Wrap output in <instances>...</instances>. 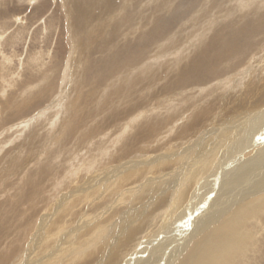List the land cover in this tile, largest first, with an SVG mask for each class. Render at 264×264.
<instances>
[{
	"label": "rangeland",
	"instance_id": "rangeland-1",
	"mask_svg": "<svg viewBox=\"0 0 264 264\" xmlns=\"http://www.w3.org/2000/svg\"><path fill=\"white\" fill-rule=\"evenodd\" d=\"M72 2L75 0H0V62L10 60V64L5 66L6 72H3L5 77L0 75V264H27V260L33 259L29 256L31 251L35 255L40 252L46 254L51 247L57 248V244L66 237H71V242L63 244L61 249V253L63 251L66 255L60 254L65 258L60 256L56 263L90 264L92 260L91 264H96L104 256L114 253L118 255V261L116 256H110L108 259L111 260L107 259L105 264H120L121 256L132 248H128L130 242L134 243L135 238L148 231V227L149 236L155 239L161 229L157 228L163 224L167 226L163 217L157 218L156 213L158 215L166 208L168 203L163 202H168L176 184H162V180L165 176L177 177L185 163L181 160L173 162L178 161L172 157L173 153L176 155L191 140L192 143L199 138L209 143L214 139L223 141L222 137L229 136V129L226 132L218 129L227 124L233 126L236 117L247 115L239 126L234 125L232 133L229 132L231 134L219 149L210 173L204 175L198 184L191 182V176L187 174L188 190L191 191L187 190L183 196L186 202L191 192L196 193L206 179L233 159L232 153L244 139L241 133L246 126L251 122L255 125L264 117V0H79L80 4L75 6L84 16L77 13ZM234 7L236 10L232 11ZM195 58L205 61L203 66L196 67L200 68L199 73L195 67V73L189 71L190 60L193 64L192 59ZM180 68L186 70L182 78L179 77ZM145 69H152L156 76L136 82L134 75L142 76ZM249 72L251 76L247 77ZM52 102L54 105L50 107ZM42 110H45L42 114L46 119L37 125L38 122L31 118ZM130 110L135 112L130 113ZM258 112L259 116L249 117ZM147 113L158 114L159 117L152 116L151 122H144L143 115ZM131 122L136 126L130 132ZM142 124L146 125L145 128L141 127ZM90 131L94 134L88 140L91 144L84 139L80 143L81 139L77 137L81 135L78 133L83 135ZM106 132H109L108 137ZM216 132L222 134L214 136ZM263 136L264 131L260 138ZM99 137H103L101 144ZM186 140L187 144L184 143ZM245 152L234 162L250 165V160L256 156L255 146ZM115 168L119 171L113 173ZM111 171L113 174L109 173ZM224 171L217 174L223 176L219 178L221 182L228 174ZM263 171H258L257 175ZM69 172L73 175H67ZM259 180L251 182L247 191L242 190L241 196L236 195L237 200H244L238 204L246 206L264 195L261 193L264 183L261 188L256 184ZM221 182L216 181L212 186L213 183L208 181V185L200 186V194L197 199L195 197L198 205H192L188 212L191 220L199 211L196 220L209 222L211 216L206 211H211L213 204L208 192L217 189ZM240 186H232L230 192ZM220 191L223 193L224 189L220 188ZM106 195L109 197L105 199ZM116 198L121 200L120 203ZM126 198L130 203L125 201ZM68 199L71 204L64 207ZM183 201L175 207L178 213L175 211L172 215L173 220L189 206L185 203L181 207ZM208 202L209 209H201ZM261 216H254L258 219V226L246 224L245 231L250 226L255 229L247 232L249 235H243L244 238L240 236L241 242L233 239L235 234L237 236L236 229H241L239 225L236 227L235 223L226 222L228 226L222 222L221 227L225 226L222 229L219 227L221 223L218 224L219 233L215 232L212 241L224 245L235 243L236 246L233 245L229 254L212 255V251L206 250V259H212L213 264H264V214ZM150 217L157 218H154L156 221L153 219L152 225H148ZM179 219L177 225L165 227L167 234L163 232L167 240L161 243H168L163 245L167 250L159 253L149 245L142 248L150 243V239L145 237L143 240L147 241L140 244V249L126 255L127 264H159L161 258L169 257L174 251L178 255L176 257L182 256L178 252L179 247L190 239L192 234L189 232L193 233L194 229L187 226L193 222L187 224L182 216ZM40 221L47 228L45 232L52 234V242L48 238L42 241L40 237L32 240L41 231H38ZM54 221H57L56 229L53 228ZM261 225L262 228L259 227ZM24 229L28 230L27 235ZM126 230L129 234L125 233ZM185 230H188V238L183 235L180 244L177 239L174 243L173 237H167L170 232ZM98 231H103L105 236L98 235ZM207 231L202 230L200 235ZM94 235L102 238L97 236L98 241L95 242ZM222 235L229 237L225 236L223 241ZM215 236H218L217 240ZM219 236L221 240H218ZM49 241L51 247L47 249ZM108 241L110 244H106ZM117 241L121 242L118 244ZM32 243L34 245L30 246ZM87 244L90 247H86ZM72 250L75 251L73 255ZM82 250L85 252L81 254ZM41 255L36 256L38 262ZM200 261V264L205 263L204 259ZM169 263L170 260H166L161 264Z\"/></svg>",
	"mask_w": 264,
	"mask_h": 264
},
{
	"label": "bare ground",
	"instance_id": "bare-ground-1",
	"mask_svg": "<svg viewBox=\"0 0 264 264\" xmlns=\"http://www.w3.org/2000/svg\"><path fill=\"white\" fill-rule=\"evenodd\" d=\"M247 2V1H246ZM72 3H74V6L76 5H79L80 4V2H79V0H75V2H72ZM242 3V2H241ZM248 3V2H247ZM76 6H75V9H76V11H77V13L78 14H81V15H83L84 16V13H82V12H80L79 11V8H76ZM257 8V7H256ZM231 10L232 11H234V10H236V8L234 7V8H231ZM256 10V9H255ZM238 14V13H237ZM76 20H78V22L79 21H81V19H76ZM15 21V20H14ZM252 29V28H251ZM257 30V29H256ZM253 33V32H252ZM229 36V35H228ZM197 37V36H196ZM201 41V40H200ZM208 43H209V41H208ZM224 43V42H223ZM230 44V43H229ZM248 44V43H247ZM230 46V45H229ZM3 58V57H2ZM130 58V57H129ZM3 59H5V58H3ZM127 60V59H126ZM193 61H194V63L192 64V62H191V60H190V68H189V71H191V72H193V73H195V70L197 69H200V68H196V67H199V66H203L202 64H204L203 62H205V61H202L201 60V58H195V59H192ZM204 60V59H203ZM207 61V60H206ZM8 64H10V60L9 59H5V61L4 62H0V75L2 76L3 75V77H5V73H3V72H6V70H5V66H7ZM191 65H192V67H191ZM44 66V65H43ZM9 67V66H8ZM82 67V66H81ZM97 67H99L98 65H97ZM196 69H195V68ZM181 69V68H180ZM179 69V70H180ZM152 69H145L144 71H143V74H142V76H140V74H138V75H136V77H135V75H134V78H135V81L136 82H139V79L140 80H142V78H143V81H144V79H150L151 77H155L156 75H153L152 74V72H154V71H151ZM202 70V69H201ZM206 70V69H205ZM7 71H9V70H7ZM184 71H186V70H183V69H181L180 70V75L181 76H179V77H181L182 78V76H183V74H184ZM199 71L200 70H198V73H199ZM247 71V70H246ZM179 72V71H178ZM206 72V71H205ZM204 72V73H205ZM197 73V72H196ZM201 73H202V71H201ZM250 73L251 72H249V74L247 73V77H250L251 75H250ZM238 75V74H237ZM2 77V78H3ZM252 79H253V77H251ZM66 79V78H65ZM248 80V79H247ZM251 80V79H250ZM255 81V80H254ZM1 82H4L3 81V79H2V81ZM140 83V82H139ZM51 84V83H50ZM3 85V84H2ZM5 85H9V83H6L5 82ZM4 85V86H5ZM256 85V84H255ZM3 86V87H4ZM6 87V86H5ZM75 87V86H74ZM78 87V86H77ZM74 89V88H73ZM70 90V89H69ZM75 90V89H74ZM210 90V89H209ZM1 91V90H0ZM32 91L33 92H35L33 89H32ZM32 92V94H34ZM37 92V91H36ZM29 93H31V92H29ZM3 94H5V93H3ZM58 94V93H57ZM63 94V93H62ZM143 94V93H142ZM40 95V94H39ZM56 95V94H55ZM246 95V94H245ZM33 96V95H32ZM60 97V96H59ZM140 97V96H139ZM31 99H32V97H31ZM141 99V98H140ZM3 100V99H2ZM63 100H64V97H63ZM208 100V99H207ZM139 101V100H138ZM47 101H45V103H46ZM36 103V102H35ZM9 105V104H8ZM53 105H54V103L52 102V103H50V107L52 106L53 107ZM133 106L135 107V105L133 104ZM257 106V105H256ZM256 106H254V107H256ZM260 106V105H259ZM259 106L257 107V108H259ZM74 107V106H73ZM130 107V106H129ZM261 107H262V105H261ZM260 107V108H261ZM228 109V108H227ZM256 109V108H255ZM264 110V109H263ZM28 110H26V112H27ZM45 110H42L41 111V113L39 112V113H37V114H34L33 115V118H31V119H33V121H35V122H38L37 123V125L38 124H41V123H43V122H45V119L46 118H44V115L42 114L43 112H44ZM229 111V110H228ZM31 112V111H30ZM71 112V111H70ZM132 112H135V111H133V110H130V113H132ZM129 113V114H130ZM230 113V112H229ZM259 113L260 112H258V114H253L252 116H249V117H251V119L252 118H255V117H257V116H259ZM60 114V113H59ZM144 116V122H151L152 120H151V117L152 116H154V117H159V115L158 114H155V115H152V114H149L148 115V113L147 114H144L143 115ZM244 116H247V115H243V116H241V117H236L235 119V121H234V123H233V126H232V124L231 125H224V126H222L221 124H220V126H222V128H219L218 129V131H223V132H226L228 129V134H229V136H230V134L235 130L234 129V125H237V126H239V124L240 123H242L241 121H242V119L243 118H245ZM264 116V115H263ZM248 119V118H247ZM247 119H246V121H247ZM163 120V119H162ZM257 120V119H256ZM263 120H264V117H263ZM262 120V121H263ZM262 121H259L257 124H255V125H252L254 122H251L250 123V125H247L246 126V128H245V130L241 133L242 134V136L241 137H244V139L242 140V141H240V143L239 144H237L238 146H236L235 147V150H234V152L232 153V157H233V159H231V160H229L230 162H226V164L224 165V167L222 166L220 169H217V171L215 172V174H214V176H212L211 178H208V179H206L205 181H204V185L205 184H207L208 185V181L210 182V184H212L213 183V185L212 186H214V184L216 183V181H220L221 182V180H219V178L221 177L220 175H217L218 174V172L219 171H224V169L227 171V175H226V177L222 180V182L218 185L219 187L217 188L218 189V191H217V189L216 188H214L213 189V191L211 190V192H208L209 194H211V196H212V200L210 201V203H212L213 205H212V208H211V211H208L207 209H209V202H208V204H206L205 205V208H201V209H203V210H207L206 212H207V214H209L210 216H211V218H208L209 219V222H205L206 220L205 219H203L202 221H197L196 220V218L199 216V211H198V213H197V215H196V217L193 219V220H191V217H188L189 216V214H188V212L190 211V208L192 207V205H196L197 204V202L195 201V197H196V199H197V196H199V189H201V187L202 186H204L202 183H200V184H202V185H200L199 186V189H198V191H196V193H195V191H194V193L193 192H191V194L190 195H188V197H187V199L185 200L186 202H184L183 200V196H184V194H185V192L189 189V185H190V183L188 184V180H187V178H188V176H187V174H189L190 176H191V178L190 179H192L191 180V182L193 181V183L195 184L196 182H197V184H198V181L204 176V175H207V173L210 171V168H212V166H213V164H214V160H215V157H216V155H217V153H218V151H219V149L225 144V142H226V140H227V138L229 137L228 135H225L224 136V138L222 137V139L221 140H223V141H220V139L219 140H217V139H214V142H211V143H209V141H206L205 139V141L204 140H201L202 138H199V140H197V141H195V140H193L194 142H192L191 143V141H190V143H188L187 144V140L184 142V143H186L187 144V146L186 147H184L183 149H180V150H178L177 152H176V155H174V153H173V156L172 157H174V159L175 160H178V161H173V162H179L180 160L181 161H184L185 163L183 164V166H182V168H180V171H179V174L177 175V177L176 176H165V178H164V180H162V184H168V183H171V184H176V188H175V190H174V192L171 194V196L168 198V202L165 200V202H163V204L164 203H168L167 204V206L166 205H164V207L166 206V208L161 212V213H159L158 215H157V213H156V217L158 218V217H160V216H162L163 217V221L165 222H167L166 223V225L167 226H169L170 224H178V223H180V222H177V220H179L180 221V219H179V217H181L182 216V219L183 218H185L186 219V222H187V224L188 223H190V222H193V223H190V224H186L189 228L192 226V229H194L193 231V233H195L194 235H193V233H191V232H189L190 234H192V235H190V239L187 241L186 240V242L183 244V245H181L179 248V250H178V252H181V254H182V256H179V257H176V256H178V255H176V251H174V252H171L172 254H170V256L169 257H165V258H161V262H159V264H161L162 262H165L166 260L168 261V260H170V263L169 264H200V262H202V261H200V260H205V263L204 264H213L212 263V259H210V258H207L206 259V254H204L205 252H207L206 250H210V251H212V253H214V254H212V255H215L216 253H228L229 254V252L231 251V249L234 247L233 245H235V243H230V244H226V245H224V244H221V242L218 244H216V243H214L213 241V238H212V236H214V234H215V232H217V233H219V231H217L218 230V228L219 227H221L222 226V222H224L225 223V225H228L229 226V224H233V223H235V226L237 227L238 225L240 226V228L241 229H236V233H237V236H236V234L233 236V239H234V241L235 242H237V241H239V242H241V240H239V237L240 236H242V238H244L246 235L245 234H248L249 232H250V230H253V229H255L253 226L254 225H256L258 222H256L258 219L257 218H254V216L257 214V217H260L261 215H263L264 214V195L263 196H260V198L258 199V200H256V201H254V202H251V203H249V204H247L246 206H243V204H238L239 202H242V201H244V200H237V196H241V194L243 193V191L242 190H246L247 191V186L249 185V184H251V182H254V181H256V180H258L259 178H260V180L256 183V184H259V188H261V185L264 183V171L263 172H261L259 175H257L258 174V171H262V170H264V136L263 137H261L260 138V134H262L263 133V131H264V124L262 125L261 123H262ZM24 122V121H23ZM52 122V121H51ZM154 122V121H153ZM26 123H28V121L26 122ZM32 123V122H31ZM31 123H29V124H31ZM247 124L249 123V121L248 122H246ZM246 123H244V124H246ZM52 124V123H51ZM51 124L49 125V127H51ZM160 124V123H159ZM163 124H164V122H163ZM260 124H261V126H260ZM22 125H24V124H22ZM26 125V124H25ZM28 125V124H27ZM32 125V124H31ZM80 125V124H79ZM89 125V124H88ZM130 127H129V129H130V132L134 129V127L136 126L135 124H133V122H131L130 123ZM90 126V125H89ZM91 126H93V125H91ZM138 126V125H137ZM145 126L146 125H144V124H142L141 125V127H143V128H145ZM161 126V125H160ZM164 126V125H163ZM241 126H242V124H241ZM258 126H260L261 127V131L259 132L258 130H259V128L260 127H258ZM27 127V126H26ZM30 127V126H29ZM55 127V126H54ZM94 127V126H93ZM121 127V126H120ZM28 128V127H27ZM31 128V127H30ZM37 128V127H36ZM75 128V127H74ZM105 128V127H104ZM118 128V127H117ZM117 128H115V129H117ZM138 128L140 129V126H138ZM78 129V128H77ZM76 129V130H77ZM95 129V128H94ZM107 129V128H106ZM211 129V128H210ZM213 129V128H212ZM211 129V130H212ZM215 129V128H214ZM242 129V128H241ZM22 131H23V129H21ZM70 130V129H69ZM81 130V129H80ZM210 130V131H211ZM204 131L205 130H203V133H204ZM231 131V133H229ZM25 132H26V130H25ZM86 132V131H85ZM94 132H96V131H94ZM209 132V131H208ZM221 132H216L215 134H214V136H217L218 134H220ZM91 133V135H89ZM97 133V132H96ZM95 133V135H97ZM101 133V132H100ZM107 133V132H106ZM109 133V132H108ZM106 134V137H108V135L109 134ZM196 133H199V132H196ZM206 133V132H205ZM212 133H214V132H212ZM211 133V134H212ZM239 133H240V131H239ZM27 134V133H26ZM40 134V133H39ZM102 134V133H101ZM222 134V133H221ZM67 135H68V133H67ZM66 135V136H67ZM72 135V134H71ZM78 135H81V137L83 136V138H81L80 136L79 137H77V138H80L81 139V142L80 143H82V142H84V140L86 141V142H88V143H90L91 144V142L90 141H88L89 139H91V138H93L94 137V134H92V132L90 131V132H88V133H84L83 135L81 134V133H78ZM103 135V134H102ZM196 135V134H195ZM201 135V134H200ZM203 135V134H202ZM68 136H70V135H68ZM73 137H74V135H72ZM99 136V135H98ZM212 136V135H211ZM237 136H238V133H237ZM208 137V136H207ZM233 137V136H232ZM234 137H236V135L234 136ZM234 137L232 138L233 140H234ZM67 138V137H66ZM101 138H103V137H99V139H98V142H99V144H101L100 143V140H102ZM194 138V137H193ZM71 139H72V137H71ZM71 139H70V141H71ZM84 139V140H83ZM236 139V138H235ZM44 140V139H43ZM107 140V139H106ZM189 140V139H188ZM76 141V140H75ZM94 141V140H93ZM105 141V140H104ZM103 141V142H104ZM108 141V140H107ZM140 141V140H139ZM253 141H255V143L253 142ZM34 142V141H33ZM32 142V143H33ZM38 142V141H37ZM73 142H74V140H73ZM29 143V142H28ZM48 143V142H47ZM76 143H78L77 141H76ZM96 143V142H95ZM108 143V142H107ZM183 143V144H184ZM36 144V143H35ZM74 144V143H73ZM87 144V143H86ZM31 145V144H30ZM29 145V146H30ZM55 145H56V143H55ZM108 145V144H107ZM259 145H261V146H259ZM263 145V146H262ZM41 146V145H40ZM97 146V145H96ZM252 146H255V153H256V156H254L255 158L253 159V160H250V165L248 166V165H243V163H238V162H234L235 160H239V159H241L242 158V155H243V153L246 151V150H249ZM257 146V147H256ZM34 148H35V146H33ZM32 147V148H33ZM49 148V147H48ZM69 148H70V146H69ZM75 148H77V147H75ZM94 149V148H93ZM92 149V150H93ZM195 149V152H192V150H194ZM54 150V149H53ZM52 150V151H53ZM72 150H73V148H72ZM85 150V149H84ZM58 151V150H57ZM79 151V150H78ZM46 152H48V151H46ZM107 152V151H106ZM254 152V151H253ZM53 153V152H52ZM115 153V152H114ZM246 153V152H245ZM54 154V153H53ZM101 154V153H100ZM56 155V154H55ZM54 155V156H55ZM85 155V154H84ZM58 155H56V157H57ZM82 156V155H81ZM101 156V155H100ZM221 156V155H220ZM253 156V155H252ZM64 157V156H63ZM172 157L170 156V158L172 159ZM181 157H183V159H181ZM62 159V158H61ZM64 159H65V157H64ZM84 159V158H83ZM128 159V158H127ZM58 160V159H57ZM63 160V159H62ZM225 160V159H224ZM61 161V160H60ZM105 161V160H104ZM113 161V160H112ZM151 161V160H150ZM62 162V161H61ZM60 162V163H61ZM66 162V161H65ZM101 162V161H100ZM56 163V162H55ZM108 163V162H107ZM114 163V162H113ZM166 163H168V162H166ZM261 163V164H260ZM95 164V163H94ZM241 164V165H240ZM260 164V165H259ZM58 165V164H57ZM125 165V164H124ZM158 165H159V163H158ZM162 165V164H161ZM163 165H165V164H163ZM170 165H172V164H170ZM151 166V165H150ZM166 166V165H165ZM227 166H228V168H227ZM58 167V166H57ZM59 167H61V165H59ZM76 167V166H75ZM135 167V166H134ZM155 167L157 168V166L155 165ZM49 168H50V166H49ZM62 168V167H61ZM130 168V167H129ZM136 168V167H135ZM158 168H160V165H159V167ZM47 169V168H46ZM55 169V168H54ZM216 169V168H215ZM63 170V169H62ZM134 171H135V169H133ZM153 170V169H152ZM179 170V169H178ZM59 172H60V170H58ZM119 170H117L116 168H115V170L113 171V173H115V172H118ZM133 171V172H134ZM175 171V170H174ZM173 171V173L172 174H174L175 172ZM213 171V170H212ZM38 172H40V171H38ZM103 172V171H102ZM225 172V171H224ZM109 173H112V171L111 172H109ZM112 173V174H113ZM210 173V172H209ZM223 173V172H222ZM129 174V173H128ZM171 174V175H172ZM45 175V174H44ZM52 175V174H51ZM67 175H69V176H71V175H73L72 173H67ZM124 175V174H123ZM127 175V174H126ZM212 175V174H211ZM54 176V175H53ZM75 176V175H74ZM120 176V175H119ZM128 176V175H127ZM126 176V177H127ZM186 176V177H185ZM40 177V176H39ZM45 177V176H44ZM123 177H125V175L123 176ZM122 177V178H123ZM40 178H43V177H40ZM46 178V177H45ZM59 178V177H58ZM119 178V177H118ZM122 178H120V179H122ZM206 178V177H205ZM221 178H223V176L221 177ZM68 179V178H67ZM120 179H118V180H120ZM126 178H123V180H125ZM128 179V178H127ZM176 179V180H175ZM57 180V179H56ZM43 181H44V179H43ZM120 181H122V180H120ZM97 182V181H96ZM117 182V181H116ZM119 182V181H118ZM157 182V181H156ZM28 183V182H27ZM30 183V182H29ZM40 183H42V182H40ZM100 184H101V182H99ZM123 182H121V185H123L122 184ZM153 183V182H152ZM1 184V183H0ZM52 184V183H51ZM100 184L98 185L99 187H100ZM106 184H108V183H106ZM120 184V183H119ZM154 184V183H153ZM209 184V185H210ZM238 184V186L241 184V186L240 187H238L239 189H237L236 191H234V192H230V190H231V187L232 186H234V185H237ZM155 185V184H154ZM115 187L117 186L116 185V183H115V185H114ZM162 186V185H161ZM168 186V185H167ZM167 186H165L166 188H167ZM193 186V185H192ZM105 187V188H104ZM103 187V189H106V187H107V185L106 186H104ZM173 187H175V186H173ZM95 188V187H94ZM117 188V187H116ZM115 188V189H116ZM153 188V187H152ZM194 188V187H193ZM220 188H223L224 189V191H223V193H221L222 191H220ZM102 189V188H101ZM102 189V190H103ZM114 189V190H115ZM118 189V188H117ZM164 189V188H163ZM191 189H192V187H191ZM233 189H234V187H233ZM232 189V190H233ZM33 190V189H32ZM86 190V189H85ZM124 190H125V188H124ZM156 190V189H155ZM165 190V189H164ZM207 190H208V188H207ZM206 190V191H207ZM104 191V190H103ZM122 191V190H121ZM157 191V190H156ZM168 191H169V189H168ZM188 191H191V190H188ZM217 191V192H216ZM105 192H107L106 190L104 191V193ZM155 192V191H154ZM159 191H157V193H158ZM161 192V191H160ZM162 192H163V190H162ZM165 192V191H164ZM166 192H167V190H166ZM171 192V191H170ZM42 193H43V191H42ZM118 193V192H117ZM207 193V194H208ZM261 193H263L264 194V190L261 192ZM7 194V193H6ZM44 194V193H43ZM103 194V193H102ZM121 194V193H120ZM161 194V193H160ZM159 194V195H160ZM163 194V193H162ZM124 195V194H123ZM214 195V196H213ZM237 195V196H236ZM74 196V195H73ZM107 196V195H106ZM125 196V195H124ZM123 196V197H124ZM133 196H135V194L133 195ZM152 196H154V194L152 195ZM156 196V195H155ZM163 196H164V194H163ZM80 197V196H79ZM109 196H107V197H105L104 196V198L106 199V198H108ZM150 196H148V198H149ZM156 197H158V195L156 196ZM99 198V197H98ZM111 198V197H110ZM136 198V197H135ZM134 198V199H135ZM139 198H140V196H139ZM153 198V197H152ZM46 199V198H45ZM48 199V198H47ZM46 199V200H47ZM70 199V198H69ZM69 199H68V203L66 204V206H64V207H67V205L68 204H71L70 202H69ZM79 199V198H78ZM77 199V200H78ZM114 199V198H113ZM125 198H123V200H124ZM129 199H131V198H129ZM207 199V198H206ZM11 200V199H10ZM71 200H72V198H71ZM100 200V199H99ZM115 200V199H114ZM122 200V201H123ZM48 201V200H47ZM75 201V200H74ZM107 201V200H106ZM116 201H117V198H116ZM116 201H114V202H116ZM119 201H121V200H119ZM119 201H117L118 203H120ZM126 202L128 201L127 200V198H126V200H125ZM133 201V200H132ZM141 201V200H140ZM163 201V200H162ZM181 201H183L184 203H182L181 204V207H182V205L183 204H187V205H189L188 207H186V209H182L181 210V213L182 214H180V216L178 217V215H177V218L175 219V220H173V217H172V215L174 216L175 215V211L177 210V208L175 209V207L177 206V204H180V202ZM195 201V202H194ZM67 202V201H66ZM103 202V201H102ZM129 202V201H128ZM134 202V201H133ZM201 202V201H200ZM199 202V203H200ZM45 203V202H44ZM130 203V202H129ZM149 203H150V201H149ZM156 203H158L159 205H160V203L159 202H156ZM189 203V204H188ZM23 204V203H22ZM74 204V202L72 203V205ZM76 204V203H75ZM143 204V203H142ZM157 204V205H158ZM204 204V203H203ZM238 204V205H237ZM72 205H70V207L72 206ZM121 205L122 206H125V205H123L122 203H121ZM144 205V204H143ZM151 205V204H150ZM162 205V204H161ZM198 205V204H197ZM196 205V206H197ZM75 206V205H74ZM110 206V205H109ZM133 206V205H132ZM145 206V205H144ZM147 206H148V204H147ZM199 206H201V205H199ZM199 206H198V208H199ZM69 207V206H68ZM111 207V206H110ZM126 207V206H125ZM163 207V208H164ZM108 208V207H107ZM106 208V209H107ZM112 208V207H111ZM110 208V209H111ZM154 208V207H153ZM161 208V207H160ZM197 208V209H198ZM109 209V208H108ZM107 209V210H108ZM140 209V208H139ZM151 209H152V207H151ZM150 209V210H151ZM167 209H169L168 211H167ZM59 210V209H58ZM68 210V209H67ZM70 210V209H69ZM145 210V209H144ZM150 210H148V211H150ZM152 210H154V209H152ZM156 210V209H155ZM63 211V210H62ZM64 211H66V210H64ZM106 211V210H105ZM124 211V210H123ZM140 211V210H139ZM142 211H143V209H142ZM160 211V210H159ZM183 211V212H182ZM177 213H178V211H176ZM140 212H138V214H139ZM59 214V213H58ZM131 214V213H130ZM137 214V213H136ZM136 214H134V215H136ZM225 214V215H224ZM62 215V214H61ZM64 215V214H63ZM132 215V214H131ZM146 215V214H145ZM148 215V214H147ZM150 215H152V212L150 213ZM164 215V216H163ZM70 216V215H69ZM124 216V215H123ZM153 216V215H152ZM224 216V217H223ZM55 217V216H54ZM54 217H52V218H54ZM125 217V216H124ZM132 217V216H131ZM139 217H141V216H139ZM156 217H150L149 219H148V222L150 223V224H148V225H152L153 224V219L155 218L156 220H157V218ZM223 217V218H222ZM262 217V216H261ZM51 218V217H50ZM93 219H95L94 217H92ZM101 218V217H100ZM110 218V217H109ZM143 218V217H142ZM175 218V217H174ZM222 218V219H221ZM61 219V218H60ZM63 219V218H62ZM68 219V218H67ZM70 219V218H69ZM154 219V220H155ZM221 219V220H220ZM17 220V219H16ZM38 220V219H37ZM45 220V219H44ZM124 220V219H123ZM155 220V221H156ZM225 220V221H224ZM19 221V220H18ZM71 221V220H70ZM93 221V220H92ZM95 221H97V220H95ZM154 221V222H155ZM260 221V220H259ZM38 222V221H37ZM56 222L57 221H54V229H56L57 227V225H56ZM84 222V221H83ZM128 222H129V220H128ZM137 222H139V221H137ZM226 222H229V224L228 223H226ZM40 223H41V221H40ZM39 223V224H40ZM119 223V222H118ZM220 223H221V225H220ZM248 223V225H253V226H250V228H249V230L247 231H245L244 230V227L246 226V224ZM43 223H41V225L39 226V228H38V231L39 230H41L40 231V233H37V234H35L34 236H33V239L32 240H34V241H36V239L37 238H39L40 237V239H42V241L45 239V238H48V240H53L52 238H51V236H52V234H47L46 232H45V230L47 229L46 228V226H45V224L44 225H42ZM51 224V223H50ZM52 224V225H53ZM70 224H72V223H70ZM101 224V223H100ZM139 224V223H138ZM220 226H219V225ZM61 225V224H60ZM158 225V224H157ZM259 225V224H258ZM258 225H256V226H258ZM112 226V225H111ZM120 226H121V224H120ZM133 226V225H132ZM167 226H164V224H163V226H161V227H159V228H157V230L158 229H160L159 230V232L154 236V237H156L155 239L154 238H152L151 239V237L149 236V229H150V227H148V231L147 230H145L141 235H139L137 238H135V242L134 243H132V242H130L131 243V245L130 246H128V248H130V247H132L130 250H128V254H124V255H122L121 256V258H120V260H119V262H120V264H127V262L129 261L128 259H126L127 258V256H129V255H132L135 251H137L138 249H140V244L141 245H143L144 243H146V239L148 238V239H150V243L148 242V243H146V244H144L143 246H142V248L145 246V248H146V245H149L148 247L149 248H151L152 249V247L154 248V251H158L159 253H162L163 251H164V249H166L167 250V248H164L163 247V245H166V244H168V243H164V244H162L161 243V241H164V239L165 240H167V238L165 237V234L164 233H168L167 232V230H165V227H167ZM206 226V227H205ZM217 226H219L218 228H216ZM224 226V225H223ZM33 227V226H32ZM205 227V228H204ZM212 227V228H211ZM225 227V226H224ZM223 227V228H224ZM232 227H234V226H232ZM259 227H261L262 228V225L261 226H259ZM259 227H257V228H259ZM20 228V227H19ZM25 228V227H24ZM46 228V229H45ZM51 228V227H50ZM59 228V227H58ZM99 228V227H98ZM112 228V227H111ZM122 228V227H121ZM136 228V227H135ZM222 228V227H221ZM219 229V230H222V229ZM133 229V228H132ZM144 229H145V227H144ZM48 230H50V229H48ZM52 230V229H51ZM119 230V229H118ZM122 230H124V229H122ZM152 230H154V229H152ZM202 230H204V231H207V232H205V233H203L202 235H200V233L202 232ZM224 230H227V229H224ZM223 230V231H224ZM244 230V231H243ZM257 230V229H256ZM264 230V229H263ZM24 231H25V229H24ZM53 231V230H52ZM56 231V230H55ZM92 231V230H91ZM116 231H117V229H116ZM129 232V230H126L125 231V233L126 232ZM231 231V230H230ZM26 232V231H25ZM27 232H28V230H27ZM26 232V235L28 234ZM60 232V231H59ZM104 232H106V231H104ZM127 232V233H128ZM137 232V231H136ZM164 232V233H163ZM225 233H226V231H224ZM223 232V233H224ZM234 232V231H233ZM248 232V233H247ZM24 233V232H23ZM50 233V232H49ZM124 233V232H123ZM124 233V234H125ZM183 233V234H182ZM186 233H187V235H188V230L186 231L185 230V232L183 231H174V232H170L169 233V235L167 236L168 238H174V239H172V241L174 242V240L175 239H177L178 240V243L180 244V242H182L183 241V237L186 235ZM231 233V232H230ZM252 233H253V231H252ZM97 234L98 235H102V236H105V235H103L104 233H103V231H98L97 232ZM117 234H118V232H117ZM123 234V235H124ZM129 234V233H128ZM257 234V233H256ZM255 234V235H256ZM24 235H25V233H24ZM25 235V236H26ZM55 235V234H54ZM62 235V234H61ZM91 235H93V234H91ZM98 235H94V237L96 238ZM126 235V234H125ZM133 235V234H132ZM131 235V236H132ZM154 235V234H153ZM184 235V236H183ZM186 235V236H187ZM216 235V234H215ZM227 235V234H226ZM225 235V236H226ZM243 235H244V237H243ZM249 235V234H248ZM23 236V235H22ZM86 236H88V235H86ZM128 236V235H127ZM223 236V239L225 238V236L224 235H222ZM251 236H252V234H251ZM63 237V236H62ZM65 237V236H64ZM78 237V236H77ZM93 237V236H92ZM92 237H90V238H92ZM98 237H100V238H102L101 236H98ZM97 237V238H98ZM112 237H113V235H112ZM117 236H115V238H116ZM120 237V236H119ZM146 237V239L145 240H143L144 238ZM216 237V236H215ZM218 237V236H217ZM217 237L215 238L216 240H217ZM226 237H229V235L228 236H226ZM248 237V236H247ZM54 238H57V237H54ZM67 239L66 240H64L63 238H62V240H61V242H60V244H57V248H55V249H53L52 247H51V242H50V244H49V242H48V244L46 243L48 240H45L46 242H44V243H46L47 245H48V247H47V249L49 248V247H51V249H50V251L49 250H45L47 253L46 254H43V252L41 253L40 251V253H39V255L40 254H42L41 256H42V258L39 260V262L37 261V258H36V256H39V255H35L34 254V251H31L30 253H31V255H29L30 256V258H31V256H32V258L33 259H30V260H27L26 262H28L29 264H58V263H56L57 261H59V259H61L60 258V256H61V254L63 253V251H62V253H61V249L64 247L63 246V244H69L70 242H71V240H70V238H68V237H66ZM97 238L96 239H94V240H96L95 242H97L98 240H97ZM111 238V237H110ZM123 238V237H122ZM126 238V237H125ZM182 238V239H181ZM186 238H188V236L186 237ZM25 239V238H24ZM27 239V238H26ZM57 239H59V236H58V238ZM129 239H131V237L129 238ZM134 239V238H133ZM154 239V240H153ZM170 239H168V240H170ZM179 239H181V240H179ZM70 240V241H69ZM81 240V239H80ZM114 240V239H113ZM116 240H118V239H116ZM213 240V241H212ZM218 240H221V236H219V238H218ZM230 240V239H229ZM21 241V240H20ZM60 241V240H59ZM86 241V240H85ZM84 241V242H85ZM92 241H93V239H92ZM91 241V242H92ZM110 241H112V240H110ZM119 241V240H118ZM117 241V242H118ZM176 241V240H175ZM223 241H225V239L223 240ZM121 242V241H120ZM120 242H118V244L120 243ZM137 242V243H136ZM165 242V241H164ZM227 242H228V240H227ZM39 243V242H38ZM43 243V242H42ZM113 243V242H112ZM123 243V242H122ZM129 243V242H128ZM128 243H127V245H128ZM129 243V244H130ZM136 243V244H135ZM175 243V242H174ZM177 243V242H176ZM261 243V242H260ZM259 243V244H260ZM55 244V243H54ZM97 244V243H96ZM106 244H110L109 243V241H108V243H106ZM106 244L104 245V246H106ZM114 244V243H113ZM117 244V243H116ZM135 244V245H134ZM186 244H188L187 246H186ZM32 245H34L33 243L30 245V246H32ZM45 245V244H44ZM46 245V246H47ZM75 245V244H74ZM90 244H87V245H85L86 247L87 246H89ZM132 245H134V246H132ZM139 245V246H138ZM190 245V246H189ZM71 246H73V245H71ZM114 246V245H113ZM117 246V245H116ZM236 246V245H235ZM238 246V245H237ZM28 247V246H27ZM75 247V246H74ZM90 247V246H89ZM97 247V246H96ZM42 248H44L43 246L41 247V249ZM100 248V247H99ZM102 248V250H103V247H101ZM120 248H121V246H120ZM144 248V249H145ZM170 248V247H169ZM249 248V247H248ZM251 248V247H250ZM249 248V249H250ZM11 249V248H10ZM34 249H35V247H34ZM38 249H40V248H38ZM67 249V248H66ZM85 250H86V248H84ZM114 249V248H113ZM115 249H116V247H115ZM134 249V250H133ZM174 249V248H173ZM224 249H226V252L224 251ZM36 250V249H35ZM43 250V249H42ZM41 250V251H42ZM133 250V252H131ZM172 250V249H171ZM254 250V249H253ZM252 250V251H253ZM84 250H82L80 253L82 254V252H83ZM106 251V250H105ZM105 251H104V253H105ZM122 251V254H123V250H121ZM251 251V250H250ZM251 251V252H252ZM36 252H38V250L36 251ZM85 252V251H84ZM83 252V253H84ZM93 252V251H92ZM103 252V251H102ZM101 252V253H102ZM110 252V251H109ZM108 252V253H109ZM115 252H118V251H115ZM126 252V251H125ZM255 252V251H254ZM26 253V252H25ZM61 253V254H60ZM70 253V252H69ZM69 253H67V257H68V254ZM75 253V251H73L72 250V255ZM90 253V252H89ZM143 253V252H142ZM146 253V252H145ZM148 253V252H147ZM150 253V252H149ZM151 253H152V251H151ZM166 253H167V251H166ZM63 254H65V253H63ZM88 254V253H87ZM114 254V253H113ZM113 254H110V256L112 257V256H116L115 258L117 259V261H118V255H113ZM66 255V254H65ZM71 255V256H72ZM89 255V254H88ZM127 255V256H126ZM150 255V254H149ZM63 256V255H62ZM61 256V257H62ZM110 256H108V257H105L104 256V258L103 259H101V261L100 262H97L96 264H105V261L108 259V258H110ZM119 256H120V254H119ZM136 256V255H135ZM138 256V255H137ZM155 256V255H154ZM166 256V255H165ZM243 256L244 257H246V259H247V256H246V253H243ZM76 257V256H75ZM80 257V256H79ZM97 257V256H96ZM156 257V256H155ZM212 257H214V256H212ZM240 257V256H239ZM244 257L241 259V261H243V259H244ZM63 258V257H62ZM65 258V257H64ZM63 258V259H64ZM85 258H86V253H85ZM84 258V259H85ZM88 258V257H87ZM94 258V257H93ZM136 258V257H135ZM152 258V257H151ZM62 259V260H63ZM78 259H80V258H78ZM84 259H83V261H84ZM105 259V260H104ZM163 259V260H162ZM215 259V258H214ZM66 260V259H65ZM88 260V259H87ZM90 260V259H89ZM104 260V263H102V261ZM108 260H111V259H108ZM133 260V259H132ZM159 260V259H158ZM219 259H215V261H218ZM25 261V260H24ZM30 261V262H29ZM61 261V260H60ZM95 261H96V259H95ZM134 261V260H133ZM137 261V260H136ZM140 261V260H139ZM151 261V260H150ZM220 261V260H219ZM238 261V260H237ZM248 261V260H247ZM70 262V261H69ZM68 262V263H69ZM79 262V261H78ZM80 262H81V260H80ZM88 262V261H87ZM27 263V264H28ZM91 263H92V260H91ZM90 263V264H91ZM81 264H83V263H81ZM134 264V263H133ZM139 264V263H138ZM151 264H153V263H151ZM216 264H221V262H216ZM237 264V263H236ZM253 264V263H252Z\"/></svg>",
	"mask_w": 264,
	"mask_h": 264
}]
</instances>
